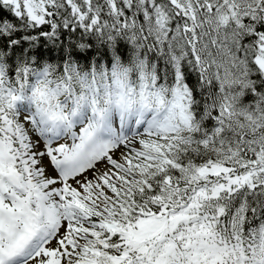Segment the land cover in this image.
Masks as SVG:
<instances>
[{
  "label": "snow or ice",
  "instance_id": "obj_1",
  "mask_svg": "<svg viewBox=\"0 0 264 264\" xmlns=\"http://www.w3.org/2000/svg\"><path fill=\"white\" fill-rule=\"evenodd\" d=\"M0 264H264V0H0Z\"/></svg>",
  "mask_w": 264,
  "mask_h": 264
}]
</instances>
